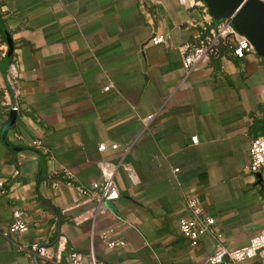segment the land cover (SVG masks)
Wrapping results in <instances>:
<instances>
[{"label": "crops", "instance_id": "1", "mask_svg": "<svg viewBox=\"0 0 264 264\" xmlns=\"http://www.w3.org/2000/svg\"><path fill=\"white\" fill-rule=\"evenodd\" d=\"M215 22L203 0H0V264H51L31 246L60 234L103 264H209L216 247L245 245L264 226V188L248 170L264 125L263 59L223 48L182 67L180 47ZM121 147L137 182L116 171L119 197L92 236L71 222L84 208L67 209L78 194L53 188V171L87 185ZM193 195L216 217L217 236L197 247L178 230ZM15 208L24 233L9 231ZM99 230L125 244L107 247Z\"/></svg>", "mask_w": 264, "mask_h": 264}, {"label": "built area", "instance_id": "2", "mask_svg": "<svg viewBox=\"0 0 264 264\" xmlns=\"http://www.w3.org/2000/svg\"><path fill=\"white\" fill-rule=\"evenodd\" d=\"M153 44L163 42V37L155 35L151 38ZM223 48H228L232 56L242 59L249 53H255L253 44L244 35L239 33L230 18H221L204 28L195 45L185 44L180 47L182 51V67L191 71L202 60L216 59ZM196 141V137H192ZM36 144H39L36 143ZM110 148L117 150L118 144L111 143ZM99 150L106 149L105 143L98 145ZM128 147H121L117 161H101L98 163L100 180L92 181L87 185L76 182L74 174L68 169H56L53 171V188L60 184L73 188L78 196L73 198L72 204L67 209H75L83 206V210L73 215L70 220L75 225L88 223L91 235H95L97 220L110 212L109 203L113 204L119 197V189L115 181V173L121 169L132 183L137 182V175L132 164L125 160ZM250 173L259 175L264 188V125L263 131L255 134L250 140L248 150ZM174 172L178 168L173 169ZM2 182H0V185ZM66 209L62 210V213ZM24 212L20 208L12 210V222L10 232L24 233L28 227L24 221ZM178 230L180 235L191 247H197L204 234H216V217L207 213L202 202L196 195L190 196L185 201L184 213L178 218ZM6 236L7 233L3 232ZM97 237L109 248L122 247L125 240L121 237H112L108 230L96 231ZM31 251L34 256L47 259L51 264H103V262L90 249L88 252L68 251L67 238L60 234L53 245H33ZM209 264H264V226L249 238L245 245L228 248L219 245L208 256Z\"/></svg>", "mask_w": 264, "mask_h": 264}, {"label": "water", "instance_id": "3", "mask_svg": "<svg viewBox=\"0 0 264 264\" xmlns=\"http://www.w3.org/2000/svg\"><path fill=\"white\" fill-rule=\"evenodd\" d=\"M203 1L213 19L230 18L234 28L248 38L264 61V0Z\"/></svg>", "mask_w": 264, "mask_h": 264}]
</instances>
